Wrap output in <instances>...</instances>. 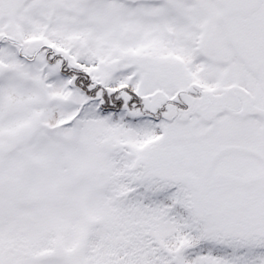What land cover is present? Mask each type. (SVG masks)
I'll use <instances>...</instances> for the list:
<instances>
[{
	"label": "snow or ice",
	"instance_id": "obj_1",
	"mask_svg": "<svg viewBox=\"0 0 264 264\" xmlns=\"http://www.w3.org/2000/svg\"><path fill=\"white\" fill-rule=\"evenodd\" d=\"M0 264H264V0H0Z\"/></svg>",
	"mask_w": 264,
	"mask_h": 264
}]
</instances>
